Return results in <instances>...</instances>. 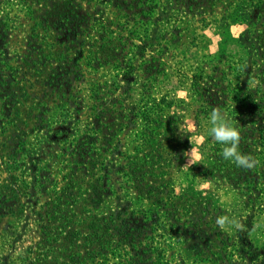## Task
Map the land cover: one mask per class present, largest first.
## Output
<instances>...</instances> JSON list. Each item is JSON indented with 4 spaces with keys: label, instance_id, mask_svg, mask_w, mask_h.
Here are the masks:
<instances>
[{
    "label": "rangeland",
    "instance_id": "obj_1",
    "mask_svg": "<svg viewBox=\"0 0 264 264\" xmlns=\"http://www.w3.org/2000/svg\"><path fill=\"white\" fill-rule=\"evenodd\" d=\"M262 1L0 0V264H264Z\"/></svg>",
    "mask_w": 264,
    "mask_h": 264
},
{
    "label": "trees",
    "instance_id": "obj_2",
    "mask_svg": "<svg viewBox=\"0 0 264 264\" xmlns=\"http://www.w3.org/2000/svg\"><path fill=\"white\" fill-rule=\"evenodd\" d=\"M244 10L245 11L241 18L243 19L242 21L246 22L247 29L239 38V42L248 49L249 54L255 53V56L257 55V58L261 59L264 62V0L261 3L259 2L255 6L246 7ZM225 19L226 17L223 18V27L228 28L229 23H226ZM259 72V75L261 76V78H263L261 79V82L264 83V69H260ZM141 211V213L144 212L143 214L145 215L146 212L151 211V209H144L142 207ZM136 214H138V211H134L133 213H131L129 215V218L131 217V220L135 219L133 221V224L135 226L144 227L143 224L148 221V217L143 216V218L139 219ZM179 221L180 220L176 219L171 225L175 233H180L181 228L177 226ZM156 222H161L164 226H166V221L161 218L156 220ZM129 223L131 222L127 220L125 226H128ZM122 234L125 237L127 235L126 232H122ZM96 236L98 237L97 244L93 250V257L97 259V263L95 264H120L118 262H114V260L109 256L106 246L107 243L105 240V234H97ZM118 250L120 252L121 249Z\"/></svg>",
    "mask_w": 264,
    "mask_h": 264
},
{
    "label": "clouds",
    "instance_id": "obj_3",
    "mask_svg": "<svg viewBox=\"0 0 264 264\" xmlns=\"http://www.w3.org/2000/svg\"><path fill=\"white\" fill-rule=\"evenodd\" d=\"M208 136L222 146L221 155L225 161L234 162L238 167L246 169H251L255 166L256 161L250 155L244 154L239 150L240 130L216 108H213L210 113ZM227 221V217L217 218V223L221 225Z\"/></svg>",
    "mask_w": 264,
    "mask_h": 264
}]
</instances>
